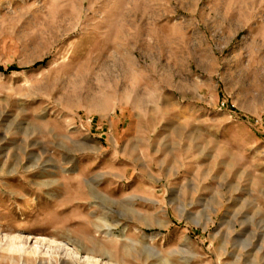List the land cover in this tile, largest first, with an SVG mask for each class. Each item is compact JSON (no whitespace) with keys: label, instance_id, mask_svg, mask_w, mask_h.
<instances>
[{"label":"rangeland","instance_id":"obj_1","mask_svg":"<svg viewBox=\"0 0 264 264\" xmlns=\"http://www.w3.org/2000/svg\"><path fill=\"white\" fill-rule=\"evenodd\" d=\"M0 264H264V0H0Z\"/></svg>","mask_w":264,"mask_h":264}]
</instances>
